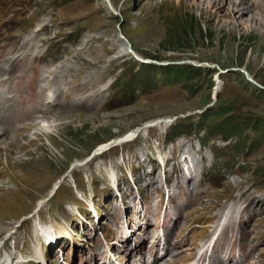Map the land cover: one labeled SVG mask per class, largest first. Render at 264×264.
<instances>
[{
  "label": "rangeland",
  "instance_id": "rangeland-1",
  "mask_svg": "<svg viewBox=\"0 0 264 264\" xmlns=\"http://www.w3.org/2000/svg\"><path fill=\"white\" fill-rule=\"evenodd\" d=\"M205 7L190 0H0V73L12 68L11 109L20 94L38 125L0 133V264H44L43 253L48 264H80L92 252L115 257L103 235L115 242L129 234L133 211L156 223L158 246L170 228V243L184 239L183 250L167 249L159 261L184 264L232 205L233 215L246 210L238 215L246 216L244 235L241 226L217 228L214 250L224 258L232 244L231 262L249 251L245 264H264V22L237 24ZM181 23L191 24L187 34ZM119 35L150 64L123 54ZM53 96L55 105L48 104ZM129 132L130 140L94 155ZM182 160L200 172L180 178ZM163 178L162 192L156 185ZM76 211L89 225L77 223ZM34 226L68 239L45 248ZM140 238L133 235L130 246Z\"/></svg>",
  "mask_w": 264,
  "mask_h": 264
},
{
  "label": "bare ground",
  "instance_id": "bare-ground-1",
  "mask_svg": "<svg viewBox=\"0 0 264 264\" xmlns=\"http://www.w3.org/2000/svg\"><path fill=\"white\" fill-rule=\"evenodd\" d=\"M190 1L192 4H195V5L197 4V6L206 4L205 9H207L208 7H211V6L212 7L216 6V7H218V9L220 11L227 12L230 16H232L234 22L237 24H243L244 22L250 23V24L253 22H260V23L264 22V14H263L264 13V0H190ZM253 12L259 13L260 17L258 15L255 17V15H254L255 13H253ZM243 17H245L246 19L245 18L242 19ZM117 44H118L119 48H121V52L123 54L130 56V54L127 52L126 42L124 40H122L121 38H119V36H118V43ZM11 71H12V68L6 74L9 75ZM3 73H5L4 69L0 73V85H2L6 81V78H5L6 75L5 74L2 75ZM24 73H25V70H24ZM245 76H246V78H247L246 80L248 82L255 84L254 80L247 77V74H245L244 77ZM14 87H15V85L12 86V88H14ZM12 88L4 90L0 93V114L2 115L0 117V133H3V135L4 134L7 135L6 132H8V131H6V130L11 129V128H17L19 126L21 127L23 124H30V125H25V126H22L21 128H18V129L29 128V127H33V126L37 127L38 126L37 124H35L37 122L36 116L30 115L28 117V105L26 103L25 98H20V94H19V96L15 97L16 98L15 102H16L18 108L17 109H11V107L14 105V103L12 101V99L14 98V95L10 94ZM2 97H4V98H2ZM48 98H49L48 104L55 105L54 96L48 97ZM1 105H3L2 108H1ZM1 109H3V110H1ZM7 111L11 112V114L10 113L7 114ZM166 122H164V124ZM16 124L19 126H16ZM49 130H50V127H45L40 131H41L42 135H45ZM16 132H18V130ZM16 132H14V133H16ZM40 135H37V136L39 137ZM132 136H134V132H129L127 135H125L121 138L115 139L108 144H106V143L101 144L99 146V148L97 147L95 149L94 155L103 152L104 149L111 144H113V146H114V145H117L121 142L128 141V140H130V138ZM32 140H35V139H32ZM135 213L137 214V212H135ZM242 213H246V210L242 209L239 212V214H242ZM142 220H143L142 222H143L145 227L142 228V230H139L140 226L137 223H135L132 218H130L129 222L132 224V227H131L132 230H130L129 235H124L122 237L124 243H127L128 239H130L134 234H137V235L142 234L141 236L145 235L146 238L150 237V239H152L154 237L152 235L154 232V226L152 225V227H149V225H151V223H152L150 221V218L146 214H143ZM227 224L228 225L232 224V221H229L228 223H226V225ZM245 225H246L245 219L244 220L238 219V221H237V228L238 229H240V226L243 229V226H245ZM0 231H2V230H0ZM57 232H59V231H57ZM240 234L242 236L244 235V229L242 232L240 231ZM168 236H169V233H168ZM119 240H120V237H119ZM183 241H184V239L182 238L179 241H175L172 245H170L169 243H167V245L170 248H176L179 250H183V248H184L183 246L186 245V242H183ZM142 242H143V240H141L140 244L137 245V247L135 249L140 256L143 255V253L140 252V249H141L140 245ZM153 243L151 245V248H153V246H154ZM94 247H95V245H94ZM126 250H127V248L124 247L123 252H125ZM96 256L97 255L93 252L90 255V257L87 258L85 261H93V260H95ZM247 256H251V254H247ZM200 258H202V256H200ZM208 260H209V264H228L227 260L223 261L217 254L209 257ZM6 261L7 260H4V264L5 263L8 264L7 263L8 261L7 262ZM107 261H108V264H111V261L109 258L107 259ZM154 261H155V259L152 262L154 263ZM9 263L14 264L13 259H11L9 261Z\"/></svg>",
  "mask_w": 264,
  "mask_h": 264
},
{
  "label": "water",
  "instance_id": "water-1",
  "mask_svg": "<svg viewBox=\"0 0 264 264\" xmlns=\"http://www.w3.org/2000/svg\"><path fill=\"white\" fill-rule=\"evenodd\" d=\"M119 38H121L122 40H124V41L126 42V44H127V52L130 54V56H131L136 62H138V63H140V64H150L151 61H149V60H145V59H141V58L137 57V56L135 55V53L132 52L129 43H128V42H127V41H126L121 35H119ZM155 64H157V65H162V64H158V63H155ZM241 72H242V71H241ZM214 99H215V98H213V100H214ZM106 148H107V147H106Z\"/></svg>",
  "mask_w": 264,
  "mask_h": 264
},
{
  "label": "trees",
  "instance_id": "trees-1",
  "mask_svg": "<svg viewBox=\"0 0 264 264\" xmlns=\"http://www.w3.org/2000/svg\"><path fill=\"white\" fill-rule=\"evenodd\" d=\"M186 22V21H185ZM190 22V21H189ZM191 23V22H190ZM190 26H191V24H190ZM190 26H187V24H185V25H182V23L181 24H179V28L180 29H178L179 30V32L181 31V30H185L187 27H190ZM185 32H186V30H185ZM186 34H187V32H186ZM149 68L150 67H152V66H148Z\"/></svg>",
  "mask_w": 264,
  "mask_h": 264
}]
</instances>
